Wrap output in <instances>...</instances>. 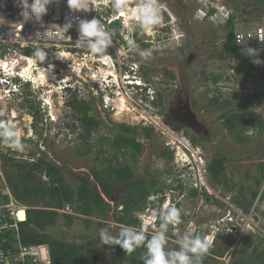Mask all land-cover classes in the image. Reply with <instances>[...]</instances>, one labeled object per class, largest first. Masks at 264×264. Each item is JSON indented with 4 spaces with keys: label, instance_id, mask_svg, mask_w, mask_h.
<instances>
[{
    "label": "rangeland",
    "instance_id": "rangeland-1",
    "mask_svg": "<svg viewBox=\"0 0 264 264\" xmlns=\"http://www.w3.org/2000/svg\"><path fill=\"white\" fill-rule=\"evenodd\" d=\"M218 1H220L218 3L220 8L212 9L207 1L153 0L159 9H164L160 10L162 16L160 24L151 29H144L145 32H139L140 35L135 39L133 46L129 50H125L124 58L126 61H130L129 65L136 62L140 69V75L144 76V79L151 80L152 78L153 89L162 91L159 97L162 102L161 107L154 109L152 104L142 99L143 97L139 95V91L133 90L134 86H131L128 90L134 100L141 102V105L146 109L145 112L135 109L136 107L131 105V101L122 98L121 94L118 95L116 92L118 88L114 89L113 98L111 96L109 105H106L101 99L88 101L95 116L104 124L103 127L96 132L94 131L91 135L90 146L92 149H98L100 138L112 136L113 132L110 128L113 125L126 124L131 127H145V124H151L146 112L153 113L152 117L156 115L162 120L163 115L168 113V110L173 106V103L178 101V98L181 99V101L179 100L181 103L184 100V104L195 114L196 127L185 129L181 136L189 143V146L190 143L192 144L193 150L198 153L196 155L199 157L198 161L192 155H186L187 153H184L185 148L182 150V155L179 150L181 146L173 141L167 131L169 128L155 120L156 124L164 127V131L152 126L155 131L154 137L141 140L143 150L134 162L135 179L145 178L148 181L157 179L156 181L161 185L160 193L153 198L156 208L153 209L151 206L147 218L151 217L153 212L160 210L157 206L163 195L165 201L161 209L165 204L175 206L171 203L175 202L181 209L182 214L187 217V220L183 223L181 218L178 230L172 232L173 235L177 234L176 239L184 234L194 235L195 229H208L221 219L224 220L221 223L224 225L228 211L225 209V203L223 202L227 200L245 211L250 210L257 203L259 209L263 212L264 203L260 201V196L264 191V180L259 165L264 163V128L262 132L255 128L247 129L243 132L244 142L234 141L219 120V117L225 112L210 106L209 100L213 95L222 93L224 96L223 101L231 98L232 94L238 95L241 101H245L257 92H264V64H254L249 59L248 52L243 53L240 51L234 59L229 61H220L212 56L213 53L219 50L221 43L224 42V38L229 32L225 25L231 16L235 18L234 28L238 25V29H241L239 24L242 23L250 24L243 26V30L253 32L259 24H264V5L255 9V4L259 0ZM142 2L143 0H138V5ZM129 10L130 13L136 9ZM218 13L221 15L218 16ZM205 15H207L206 18H204ZM166 25L168 27L164 28ZM143 43L148 44L149 47L144 48ZM144 51L148 52L147 56L141 55V52ZM30 58L33 59L31 66L42 63L35 57ZM24 59L18 58V60H21L19 64L24 65L27 62L23 61ZM107 63L106 61L105 64ZM39 68L47 70L44 74L53 76L50 69H43L39 66L35 69ZM128 69L130 68H125L123 75L127 74ZM166 70L173 72L175 78H170L166 74ZM112 73L114 72L111 71ZM217 75H221L223 78L220 82L215 83L213 79ZM31 78L35 80V76ZM56 79L58 80V78ZM39 80L40 78L34 81L38 86L41 85ZM50 88L53 90L51 96L57 93L56 88L52 86ZM42 93H45V89ZM122 100L126 101L128 108L122 115H118L120 113L119 105L123 103ZM29 101L30 103L25 104V99L22 100L21 97L16 96L3 99L0 94V116L5 120L14 122L23 132L21 139L25 144V149L23 152H19L20 154L16 156V160H30L29 153H34V151L40 149L46 153L49 160L65 170L86 173L90 172L92 168H100L95 164L92 157L78 155L76 149L83 140L79 139V130L74 131L73 128L68 126L74 124L78 126V117L74 116L73 110L67 107L66 100H61L59 96H53L52 99H48V102H46L49 104L48 108L41 105L34 94L29 97ZM23 104L25 106H22ZM113 106L117 108L118 113L111 110ZM106 107L109 108L110 113L106 111ZM36 112L39 113L37 121L32 115ZM256 113L264 122V103L259 106ZM193 140H197V144L193 145ZM166 149L170 153L173 151L172 160L161 156V152ZM6 152H8V148L0 144V165L3 163L2 153ZM37 153L35 152L33 160H37L39 156ZM81 153H84V150L81 149ZM222 155H227L231 160L227 162L226 170L222 176L225 184H216V182H210L206 167L215 157ZM118 163L125 165L127 160L123 158ZM188 163H190V166H188ZM64 174L67 181L72 184L70 174L66 171ZM204 177L211 193H216L219 196L220 206L207 201L205 195L200 192V182L204 181ZM135 179L117 185L114 194L115 200H107L111 204V209L107 214L108 218L100 225L99 220L92 219L91 226L87 228L85 223L78 219L75 220L71 228H65L62 224L64 220L61 219L60 224L49 229V232L58 238L76 244L98 240L87 252L90 264L93 262L100 263L104 260L111 264H118L115 260L109 261V258H107L108 245L101 243L99 230L108 227L112 234L118 233L120 226L113 222L112 216L116 208L117 195L121 193L125 185L134 182ZM178 180L187 186L186 191L171 192L168 185L173 184L176 186ZM258 181H260V184L257 183ZM191 183L197 191L196 196H192L188 191ZM241 187H244L245 191L239 197L241 205H237L234 203L233 197L238 195ZM253 193L258 194L255 199L252 197ZM212 194H210V197H212ZM249 203H252L249 209L243 207V205L248 206ZM155 220H149V222L152 223ZM261 229H264V217ZM82 236H85V238H82ZM167 236L169 235L167 234ZM176 241L174 240V243ZM166 247L176 248L178 245L177 243L176 245L167 243ZM255 247L258 248L257 254L254 253ZM233 250L234 245L230 241H224L214 249V255H223L222 259H224L226 255L232 254L229 264H233L235 261H239L241 264H255L256 261L254 260L258 259V256L262 255V258H264V234L248 236L245 242L236 246ZM89 262H86V264H89ZM209 264H225V262L212 260ZM256 264H260V261H257Z\"/></svg>",
    "mask_w": 264,
    "mask_h": 264
},
{
    "label": "trees",
    "instance_id": "trees-1",
    "mask_svg": "<svg viewBox=\"0 0 264 264\" xmlns=\"http://www.w3.org/2000/svg\"><path fill=\"white\" fill-rule=\"evenodd\" d=\"M262 5H264V0H259L254 8L257 9ZM234 20L235 18L231 16L226 21L225 26L229 32L224 38V42L221 43L219 50L212 55L220 61L232 60L240 51L244 53L248 50L235 44ZM117 26H114V37L116 36ZM143 47L146 48L149 45L143 43ZM165 72L170 78H175L173 72L169 70ZM222 78L221 75H217L214 76L213 80L218 83ZM25 92H27L24 95L25 104H28L30 103L29 95L31 93L29 91ZM223 97L222 93L213 95L209 100V105L225 112L219 117V120L234 141L244 142L243 132L247 129L255 128L259 132L263 131L264 122L256 112L259 106L264 103V92H257L245 101H241L236 94H232V97L227 98L225 101H223ZM154 104L161 107V98ZM66 105L73 110L74 116L78 117V126L75 124L68 125L74 131L79 130V139L83 140L76 149L78 155L92 157L95 164L100 168H92L90 172L86 173L65 170L49 160L46 153L40 149L34 151V153H29L30 160H16V156L20 153L9 148L8 152L2 153V168L6 181L12 189L15 199L28 209L26 211V221L18 223L19 237L15 234L12 236L8 232L5 238L7 236L9 240L6 242L0 241V252H5L0 264H7L6 259L9 260L8 264H38L33 263L32 259H26L25 262H15L13 257L19 254L21 246L41 244L47 245L49 248L51 258L49 264H86V262H89L87 252L98 240L76 244L52 235L49 229L58 226L61 219L64 220L62 224L65 228H71L75 220L78 219L84 222L87 228L91 226L92 219L99 220V225L106 221L107 214L111 209L106 200L113 199L117 185L135 179L134 162L143 150L141 140L154 137V129L151 127H131L126 124H117L113 125V129L110 128L113 132L112 136L100 138L98 149L93 148V150L90 146L91 135L94 131L96 132L103 127L104 124L95 116L87 102L78 100L77 95L70 96ZM227 110L229 111L226 112ZM32 115L37 121L39 113H32ZM0 120L5 119L0 116ZM193 144H197V140H193ZM81 149L84 150V153H81ZM35 152H38L39 155L37 160H33ZM161 156L169 160L173 158L168 149L161 152ZM123 158L127 160V163L120 165L118 162ZM230 160L227 155H222L215 157L209 163L207 172L210 182L225 184L222 176L226 170V164ZM259 167L264 180V163H261ZM65 171L70 174L72 184L67 181ZM157 183L154 180L148 181L145 178H136L134 182L125 185L121 193L117 195L116 208L112 215L113 222L118 225H131L138 228L137 214L144 212L147 208L148 197L160 192V190H155ZM257 183L260 184V181ZM178 189L183 190L184 187L180 185ZM244 191L245 188L241 187L238 195L233 197V201L237 205H241L239 197L242 196ZM190 194L196 196L197 192L191 189ZM257 196V193L252 194L253 199ZM205 198L209 202L214 201L220 205L208 194H205ZM260 201L264 203V191ZM251 204L249 203L248 206L243 205V207L249 209ZM66 207L71 208L73 215L60 214L54 210ZM119 207H122V209L118 211ZM262 215L264 217V206ZM82 238H85V236H82ZM143 251L144 249L140 248L131 254H126L118 246L108 245L109 257L118 264H143L140 259ZM254 253H258L257 247H255ZM210 254H214V249L210 250ZM210 261V257L205 255L202 264H209ZM258 261H260V264H264L262 255L258 256ZM233 264L241 263L235 261Z\"/></svg>",
    "mask_w": 264,
    "mask_h": 264
},
{
    "label": "built area",
    "instance_id": "built-area-1",
    "mask_svg": "<svg viewBox=\"0 0 264 264\" xmlns=\"http://www.w3.org/2000/svg\"><path fill=\"white\" fill-rule=\"evenodd\" d=\"M135 1L127 0L128 7L125 10L127 13H129V9H137L136 5L131 6V3ZM18 2L19 0H0V20L3 21V23H0V94L3 99L13 97L16 92L23 89V84L29 80L32 81L30 86L32 93L38 95L40 86L35 85L34 79L22 77V70L19 67L23 64H19L21 60H18V58L29 59V57H34L36 51H44L46 53L45 60L36 65L51 70L52 75L55 77L56 94L61 100H66L73 94H76L79 100L87 102L100 99V92L94 89V84H98V89L101 92H106V88L112 80L108 77L107 80L102 81V73L103 70L111 68L119 76V80L116 81V86L119 89L117 94H121V96L134 103L135 109L141 106L140 101L136 102L128 90L132 81H129L127 74L123 75L125 72L124 65L129 63L124 58L125 50H129L135 42L132 36L134 33L131 28L132 21L127 22L126 18L118 15L111 6V0H82L83 9L81 11L70 10L67 0H53L47 14L41 20L37 21L34 16H30L28 22H23L19 15L22 9L17 6ZM29 3H31V0H29ZM94 17L100 19L105 29L111 33L112 44L103 53L107 59H100L101 54L90 53L86 41L82 47L76 46L79 38V21L82 19L91 20ZM66 24H71V28L65 33L59 28L63 29ZM247 25L250 24H239L241 29H238V25L235 27V44L244 49L252 48L256 50V55L248 54L249 59L264 60V24H259L253 32L243 30V26ZM114 26H117L115 37L113 36ZM47 32L49 33L46 35ZM129 40L133 42L132 45H129ZM119 51L123 54L118 55ZM106 61L109 63H107L108 67L104 65ZM132 65L135 66L136 64L132 63ZM11 78H20L23 84H17ZM52 82L53 80L41 81V86H51ZM68 89H72L71 92H68ZM133 90L135 91V89ZM51 94H53V90L48 89L44 94L45 96L42 97L44 102H48V99L55 96H51ZM113 94L114 92L112 94L106 92L102 97L106 105L111 101ZM152 94L151 92L150 100L154 99ZM200 186V192L206 191L212 194L204 181L200 182ZM214 197L219 198L217 194ZM223 203H225V209L228 211L225 218L226 223L222 225L221 223L224 220L221 219L208 229L199 228L195 229L194 232L195 236L207 240L209 251L206 255L214 259L219 258L212 256L210 250L216 248L217 245L224 243V241H230L235 250L236 246H239L248 236L260 234L261 232L263 217L257 203L247 211L237 207L230 200ZM27 209L28 207L21 205L15 199L0 165L1 242L9 240V237L6 236L5 238L8 232L12 236L15 234L19 237L18 223L25 220ZM20 212H24V219L22 220L19 216ZM177 226H173V231L178 230ZM176 235L172 233V235L167 236V242L176 245L174 243V240H177ZM4 256L5 252H0V262H2ZM231 256L232 254H229L224 259L219 260L228 263ZM26 259H32L33 263L49 264V249L44 245L21 246L19 254L13 257V261L25 262ZM5 261L7 264L9 263V260L6 259Z\"/></svg>",
    "mask_w": 264,
    "mask_h": 264
},
{
    "label": "clouds",
    "instance_id": "clouds-1",
    "mask_svg": "<svg viewBox=\"0 0 264 264\" xmlns=\"http://www.w3.org/2000/svg\"><path fill=\"white\" fill-rule=\"evenodd\" d=\"M205 1L208 2V4L211 6L212 9L220 8V6H219L220 4H218V3H220V1H218V0H200V2H205ZM52 2H53V0H31V3H29V0H19L17 6L20 9H22V11H20L19 15L21 16L23 22H28L30 16H34L36 18V20L39 21L47 14L48 8ZM131 4H133L131 6H134V5L137 6L138 0H136L135 2H132ZM67 5H68L70 10L81 11L83 9L82 0H67ZM111 6L118 15L123 16V15H125V10L128 7L127 0H111ZM160 10L161 9H159L156 6V4L153 2V0H143V2L137 6V9L135 12V18L136 19L131 20L132 21L131 28L134 30V33L132 36L134 39H137V37L140 35L139 32L140 33L145 32L144 29H151L152 27L160 24V22L162 20ZM162 10H164V9H162ZM217 15L219 16L221 14L218 13ZM206 17H207V15L204 16V18H206ZM0 23H3V21L0 20ZM53 27H56V26H53ZM167 27H168V25L164 26V28H167ZM69 28H71V24H66L63 27V29H61V28H59V29L61 31H65V33H66ZM78 31H79V38H78L77 43H76L77 47H82L83 43L86 41L87 47H88V50L90 53L101 54L99 56L100 59H107V57L105 55H103V53L112 44L111 33L105 29V26L101 22L100 19H98L97 17H94L91 20H87V19L80 20ZM49 32H47L46 35ZM128 43H129V45H132L133 42L131 40H129ZM247 52L249 55H253V56L256 55L255 49L249 48L247 50ZM122 54L123 53L121 51L118 52V55H122ZM141 55L147 56L148 52L147 51L141 52ZM34 57L39 61H44L46 58V53L44 51H36L34 53ZM252 62L256 65L264 64V61H261L260 59H254ZM129 63H130V61H129ZM129 63L124 65V69L126 67L130 68L126 72L127 75L129 76V78H131L129 81H132V83L130 85L134 86V89L136 91L140 92L139 95H141L143 97L142 99L147 101L149 104H152L154 106V109H158L159 107L157 105H155L154 103L156 101H158L159 95L162 93V91H155L153 89L152 78H151V80H149L148 78L144 79V76L140 75V69H139L138 65L136 64V62H134L136 64L135 66L129 65ZM109 69H111V68H109ZM138 78H140V79H138ZM11 80L16 82L17 84H19V83L23 84V81H21L20 78H11ZM111 80L112 81L110 82L109 86H107V88H106V92L110 93V94H112L114 92V89L117 88L116 81L113 82V78H111ZM31 84H32L31 80H29L27 83H24L22 86L23 89H21L19 92H16L14 96H16L18 98L21 97L23 100V99H25L24 95L27 94V92H25V91H29L31 93L29 95V97H31V95H33L32 91L30 89ZM55 85H56V82L53 80L51 86L56 88ZM44 89H45V93H46V91L48 89H51V88H50V86H46V87L40 86V88L38 90V95H35V96H37V100L40 102L41 105L48 108L49 104L44 102V100L42 99V97L45 96L44 95L45 93H42V91H44ZM94 89H97L100 92V99L103 100L102 97L104 96V94L106 92H101L98 89L97 83L94 84ZM71 90L72 89H68V92H71ZM151 92L153 93L152 95L154 97V99H152V100H150V93ZM54 95L58 96V94H56V93H54ZM73 95H76V94H73ZM112 98H113V95H112ZM68 99L69 98L66 99L65 104H67ZM112 100H114V99H112ZM85 102H87V101H85ZM136 102H139V101H136ZM139 103L141 105V102H139ZM131 105H134V103H132ZM183 105H186V104H183ZM172 108H173V106H172ZM137 109L138 110L140 109L144 112L146 111V109L144 108L143 105H141ZM111 110L116 111V113H118L117 108H114V106ZM106 111L108 113H110L109 108L106 109ZM157 113H159V112H157ZM146 114L148 115V117H149L148 120L151 121V124L150 125L145 124L146 125L145 127L153 128L155 126L156 129L158 127L161 130H163L164 127H162L159 124H156L154 119L161 121L165 127L167 126L165 124L166 113L163 115L162 120L160 117H157L156 115H154V117H152L153 113L146 112ZM22 135H23L22 130L19 129L14 122L9 121V120H0V144H3L4 146H6L7 148H9L13 151L23 152L25 149V144L22 142V139H21ZM190 146L192 147L191 143H190ZM193 149L194 148L192 147V150ZM184 151H185L184 153H187L186 155L190 154L195 159H197V161H198L199 157L196 156V155H198V153H196V155H194L193 151L186 149V148L184 149ZM171 154L173 157L174 156L173 151L171 152ZM2 165L3 164H1V169H2V172H4ZM188 166H190V163H188ZM207 167H208V165H207ZM207 167H206V170H207ZM3 175H4V173H3ZM4 177H5V175H4ZM203 180L207 184L205 177ZM180 185H182L184 187L183 190L178 189V187ZM168 187H169L171 192L184 191V190L186 191V188H187V186H185L183 184V182L180 180L177 181L176 186L171 184V185H168ZM191 189L196 191V189L193 187V183H191L190 189H188V191H191ZM10 190L12 192L11 188H10ZM12 194H13V192H12ZM205 194H207L206 191L203 192V195H205ZM155 195L157 196V194H153L150 197H148V199H147L148 206L145 209V211L137 214V218L139 220L138 228H136L135 226H131V225H118L117 224L120 227H119L118 233L115 235L110 232L108 227L101 228L99 230V239H100L101 243L103 245L118 246L126 254H131L134 251H136L137 249L142 248V249H144V251L141 253L140 259L142 260L143 264H202V261H203L205 255L209 251V244L205 238H202L200 236H195V235L184 234V235H180L176 241L178 247H176V248H167L166 247V244L169 243V242H167V234L172 235L173 226L180 224L181 218H182V223H183V221L187 220V217H185L182 214L181 209H179V206H177V203H175V202H171L172 205H175V206H169V205L165 204L163 206V208L161 209V206L165 201V198H164L165 196L163 195L162 198H160L158 201L159 205L157 207H159L160 210L158 212H153L152 216L147 218L148 217L147 216L148 211L151 209V206L153 207V209L156 208L155 207V205H156L155 201H153V198L156 197ZM214 195H216V193L212 194L211 196L213 198L212 197L211 198L216 200L217 202H219V200L216 199L214 197ZM209 196H210V194H209ZM260 198H261V196H260ZM112 200L114 201L115 199H112ZM112 200H110V201H112ZM107 203L110 204L108 201H107ZM214 203L216 205L220 206L216 202H214ZM21 205H23V204H21ZM121 209H122V207H119L118 211ZM54 210L60 214H72L73 215V211L71 210L70 207H66L64 209H54ZM262 217H263V215H262ZM26 218H27V214L25 216V220H22L21 222H25ZM149 220H155V221L151 223V222H149ZM21 222H19V223H21ZM148 223H150V224H148ZM177 227L179 228V226H177ZM148 232H151V233L149 234ZM261 233L264 234V229H261L260 234ZM255 235H251V236H255ZM244 240H246V239H244ZM243 241L241 243H243ZM41 245H44V244H41ZM44 246L48 247L47 245H44ZM213 249H216V248H213ZM211 255L218 257L219 259H222V256H223V255L217 256L214 254H211ZM210 259H211V261L212 260H218L220 262L219 259H214L213 257H210ZM50 260H51V258H50ZM230 261L228 263H226L225 261L224 262H225V264H229ZM254 261L257 262L258 259L254 260ZM256 262H255V264H256Z\"/></svg>",
    "mask_w": 264,
    "mask_h": 264
},
{
    "label": "bare ground",
    "instance_id": "bare-ground-1",
    "mask_svg": "<svg viewBox=\"0 0 264 264\" xmlns=\"http://www.w3.org/2000/svg\"><path fill=\"white\" fill-rule=\"evenodd\" d=\"M135 12H136V10H134L133 12H130L128 14L125 11V15H123V17L126 18V21L127 22H130L131 20L136 19L135 18ZM21 59H23V58H21ZM23 61H25V62L27 61V62L24 65H22V67H21V69H22L21 73L23 74L22 77H25V78L26 77H30L31 78V77H34L35 76V80H37L38 78H40V80H39L40 82L41 81H45V80L48 81V80H53L54 79L53 76L48 75V74H44V72H46L47 70H41L40 68L39 69H35L37 67L31 66L33 64V59H31V58L28 59V60L27 59H24ZM104 65L106 66L107 64H104ZM111 71H113V70H108L107 69V71H103V73H102L103 80L102 81L107 80L108 77L109 78H113V82L118 81L119 76L117 74H115L114 71H113L114 73L111 74ZM41 85H39V86H41ZM36 86H38V85H36ZM122 98L128 100L125 97H122ZM119 102H120V100H119ZM127 108H128L127 103L124 100L123 103L119 105V112L120 113L118 115H122V113H124L127 110ZM14 114H15V112H14ZM154 121H155V119H154ZM159 122H161V121H159ZM166 127H168V126H166ZM167 131L170 134V136L173 139V141L176 142L177 144H179L181 146V148L179 150H180V153L182 155H183V153H182L183 148H186V149H189V150L193 151V154L196 155L197 152L195 150H192V148L189 146V143L186 142L183 139V136H181L182 134H177L173 130H171L170 128ZM183 157L185 158V156H183ZM19 216H20V219L21 220L24 219V212L20 213ZM148 224H150V223H148Z\"/></svg>",
    "mask_w": 264,
    "mask_h": 264
},
{
    "label": "water",
    "instance_id": "water-1",
    "mask_svg": "<svg viewBox=\"0 0 264 264\" xmlns=\"http://www.w3.org/2000/svg\"><path fill=\"white\" fill-rule=\"evenodd\" d=\"M174 105L165 115V124L177 134H182L185 129L195 128L197 119L191 109L179 102Z\"/></svg>",
    "mask_w": 264,
    "mask_h": 264
},
{
    "label": "flooded vegetation",
    "instance_id": "flooded-vegetation-1",
    "mask_svg": "<svg viewBox=\"0 0 264 264\" xmlns=\"http://www.w3.org/2000/svg\"><path fill=\"white\" fill-rule=\"evenodd\" d=\"M147 42V41H146ZM181 101V99H178V101H176L177 103L179 102V103H181L180 101ZM181 104H184V100H183V102L181 103ZM175 105H174V103H173V107H174ZM157 180V179H156ZM156 180H154V181H156ZM158 182V181H157ZM161 189V185H159L158 183L155 185V190H157V191H159ZM159 193V192H158ZM158 193H156V194H158ZM113 199H114V197H113ZM113 201V200H112ZM107 258H109V261L110 260H112L110 257H109V255H108V252H107ZM92 264H111L110 262L108 263V261L107 262H105V260L103 261V262H100V263H97V262H93Z\"/></svg>",
    "mask_w": 264,
    "mask_h": 264
}]
</instances>
